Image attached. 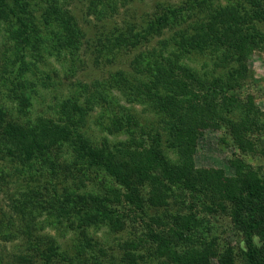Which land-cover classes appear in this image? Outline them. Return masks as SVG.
I'll return each instance as SVG.
<instances>
[{"label": "trees", "instance_id": "16d2710c", "mask_svg": "<svg viewBox=\"0 0 264 264\" xmlns=\"http://www.w3.org/2000/svg\"><path fill=\"white\" fill-rule=\"evenodd\" d=\"M66 2L0 0V27L16 40L17 66L10 85L3 83L16 111L0 104V180L16 187L6 209L0 207V240L22 235L36 246L11 264H54L56 256L61 264H213L212 258L235 264L231 246L218 251L205 238L204 227L218 214L241 233L243 264H264V172L245 160L251 138L264 130V111L242 91L247 59L264 53V0L165 5L146 32L180 27L158 48L135 56L133 72L115 71L84 106L72 96L58 115L25 116L34 85L24 77L25 58L44 48L72 53L82 38ZM208 58L220 70L208 67ZM112 89L127 103L142 104V111L119 105ZM97 100L106 104L104 128L113 139L95 141L86 133ZM206 127L222 129L240 152L229 159L227 181L220 168L195 166L196 139ZM135 215L147 219L144 229L120 244L115 262L87 229L121 230ZM53 218L82 239V251L97 246L99 253L81 262L60 252L50 236L34 233ZM0 264L8 263L1 257Z\"/></svg>", "mask_w": 264, "mask_h": 264}, {"label": "rangeland", "instance_id": "374dc122", "mask_svg": "<svg viewBox=\"0 0 264 264\" xmlns=\"http://www.w3.org/2000/svg\"><path fill=\"white\" fill-rule=\"evenodd\" d=\"M67 1L64 7L72 14L73 21L82 32V38L77 47L73 48L72 53L65 49L57 53L52 49L49 54L44 48L40 50V56L33 55L31 58H25L28 61V69L24 77L34 84L31 105L25 116L33 118L42 114L58 115L61 113L60 104L72 96H77L84 106L86 98L93 99L92 95L101 91L102 84L106 83L115 71L123 70L127 75L133 72L130 63L135 56L158 48L162 40L175 35L177 28L180 27L171 24L164 27L161 32L147 33L149 22L161 13L165 5L179 6L187 0ZM217 1L225 2V0ZM36 13L38 14L39 11ZM262 25L264 28V24ZM4 29L2 25L0 27V75L3 74L5 80L0 81V104L6 105L5 108L15 112L17 101L6 96L7 89L3 83L10 85L11 71L17 68L12 64L15 61L16 40L11 39ZM45 45L44 43L43 47H48ZM26 53L32 52L27 50ZM183 61L189 60L185 58ZM207 63V66L215 68L216 72L220 70L213 64L212 59L208 58ZM194 64L199 68L202 62L198 61ZM246 66L248 78L243 82L242 91L252 94L255 105L264 111V53L253 52L247 59ZM139 76L142 77V75ZM111 93L119 105L130 107L137 113L142 111V104L127 103L117 89H112ZM95 99L98 98L95 97ZM98 100V103L90 105L92 108L85 121L86 133L95 141L105 136L113 139L115 136L109 135L104 128L108 122L107 117L102 115L106 104ZM262 119L263 116L260 120ZM120 136L122 135L116 137ZM251 140L254 145L245 155V160L259 172H264V130L254 135ZM239 154L240 152L224 135L222 129L206 127L196 139L195 166L220 168L223 170L224 181H227L233 174L229 159ZM14 191L16 187L12 182L5 184L0 180V207L6 209L8 193L13 194ZM44 216L45 214L42 217ZM140 218L139 215H135V221L128 222L121 230H110L107 226L88 227L87 230L92 240L99 242L102 249L106 251L107 257H113V260L118 262L121 255L120 244L128 239H136L140 234L138 231L144 229L147 219ZM204 228L206 229L205 238L213 239L215 249L223 251L225 247L231 246L232 251L237 254L235 264H243L238 254L244 245V240L241 233L233 227L228 216L224 214L212 216L207 227ZM34 233L50 236L56 241L60 252L73 259L80 257L81 262H89V258L99 253L97 246H94L91 251L87 248L82 251L80 246L77 247L82 239L75 236L72 229L61 226V223L54 218L43 223L42 228ZM35 247L29 246L22 235L10 241L0 240V258H4L5 262L11 264V261H14V255L33 253ZM56 261L54 264H61L63 260L60 256H56ZM212 263L218 264L216 258H212Z\"/></svg>", "mask_w": 264, "mask_h": 264}]
</instances>
